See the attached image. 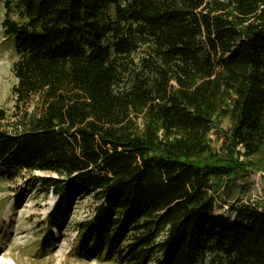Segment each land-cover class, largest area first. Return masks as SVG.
Returning <instances> with one entry per match:
<instances>
[{
  "label": "trees",
  "instance_id": "16d2710c",
  "mask_svg": "<svg viewBox=\"0 0 264 264\" xmlns=\"http://www.w3.org/2000/svg\"><path fill=\"white\" fill-rule=\"evenodd\" d=\"M3 3L17 58L0 176L46 174L39 184L55 197L42 251L90 194L78 257L264 264L263 212L247 203L230 223L213 218L227 180L264 171V0Z\"/></svg>",
  "mask_w": 264,
  "mask_h": 264
},
{
  "label": "rangeland",
  "instance_id": "374dc122",
  "mask_svg": "<svg viewBox=\"0 0 264 264\" xmlns=\"http://www.w3.org/2000/svg\"><path fill=\"white\" fill-rule=\"evenodd\" d=\"M3 1L0 0V108L10 115L14 102L11 87L15 83L12 63L17 54L13 37L3 34ZM108 11L113 13V5ZM230 126L228 115L219 118V129L226 130ZM209 139L212 148L219 151L223 136L216 128L211 129ZM44 175L41 171L21 170L12 179L0 176V264H129L105 259L103 254L90 258L75 255L72 248L83 229L81 225L91 217L96 204L90 194L74 200L72 215L60 242L42 251L40 239L45 229L44 218L55 197L40 186L39 178ZM257 189H264V171L248 167L233 180L226 181L216 197L213 215L233 219L234 205H246ZM54 233L57 234L55 230ZM212 259L211 255H206L197 264H217Z\"/></svg>",
  "mask_w": 264,
  "mask_h": 264
},
{
  "label": "built area",
  "instance_id": "2783aa9c",
  "mask_svg": "<svg viewBox=\"0 0 264 264\" xmlns=\"http://www.w3.org/2000/svg\"><path fill=\"white\" fill-rule=\"evenodd\" d=\"M248 204L254 206L258 211L264 213V189H257L252 193V199Z\"/></svg>",
  "mask_w": 264,
  "mask_h": 264
},
{
  "label": "bare ground",
  "instance_id": "6f19581e",
  "mask_svg": "<svg viewBox=\"0 0 264 264\" xmlns=\"http://www.w3.org/2000/svg\"><path fill=\"white\" fill-rule=\"evenodd\" d=\"M213 218L214 219H221L222 222H225V223H230V219L229 218H226V217H222V216H219L217 214H214L213 215Z\"/></svg>",
  "mask_w": 264,
  "mask_h": 264
}]
</instances>
